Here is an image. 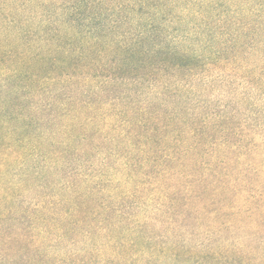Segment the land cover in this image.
<instances>
[{
  "label": "trees",
  "instance_id": "16d2710c",
  "mask_svg": "<svg viewBox=\"0 0 264 264\" xmlns=\"http://www.w3.org/2000/svg\"><path fill=\"white\" fill-rule=\"evenodd\" d=\"M258 96L264 0H0V234L27 227L41 246L51 228L82 229L102 240L99 264H247L234 246L161 244L143 209L122 207L153 191L152 213L170 209L189 236L193 202L219 205L203 206L215 219L256 215L260 200L237 186ZM17 255L2 244L0 264Z\"/></svg>",
  "mask_w": 264,
  "mask_h": 264
},
{
  "label": "rangeland",
  "instance_id": "374dc122",
  "mask_svg": "<svg viewBox=\"0 0 264 264\" xmlns=\"http://www.w3.org/2000/svg\"><path fill=\"white\" fill-rule=\"evenodd\" d=\"M262 98L263 97L258 96L260 102H264V98ZM249 119L250 118H237L239 127H241L240 124H246L245 126H247V123L251 122ZM253 120L254 123L263 122V124L259 126L255 134L251 136V138H253L252 142L257 146L254 148L252 146L247 147L246 145L245 148L240 150V152L242 151L247 154L250 162L244 165V174L247 179L246 183L238 181L237 187L241 190L244 184H247V186L252 189L250 192L255 193L257 199L260 200L256 203L258 208H260L261 205H264V118H253ZM81 132L83 133L82 130ZM225 149L226 148L223 147L217 150L216 154L220 153L223 160H228L230 154H228ZM225 152L228 155H223ZM206 162L209 164V159H206ZM111 163L115 164L116 161L112 158ZM218 164L224 165L221 161H219ZM86 167V169L89 170V165L86 164ZM73 173L77 172L73 170ZM68 175L69 171H67L66 175H62V177L59 175L54 176L51 184L56 186L57 182L58 184L66 182L69 179ZM234 176H237L236 178L238 180L240 173H234ZM152 185L153 184H151V186ZM154 194L153 191L149 190L141 192L139 194L140 197L129 198L126 206L122 207V209L128 212V216L130 213L135 214L143 209L142 214L146 215L148 222L145 223L146 226L142 225L141 227L145 230L144 234L153 236V239L157 242L164 244L165 240L172 239L177 245L182 244L190 247L200 245L201 242H205V244H219L220 248H224L225 245L234 246L248 252L247 264H256L260 252H264V210L261 211L257 208L256 215L258 216L259 214V218L252 214L250 212L251 210H244L234 216L221 214L218 219H215L213 218L214 214L205 213V208L203 206L206 205L193 202L191 213L188 214L187 220L192 224V226H189L188 231L194 232L193 234L195 235L189 236L187 232L182 234V229H180L181 226H179L178 221L176 225L169 224V221L173 222V220L166 218L165 215L172 213L170 209H168L169 212L167 211V214L165 212L167 209L165 208L162 211L152 213L163 203ZM26 195L30 197L35 196L32 190L27 191ZM147 205L149 206L147 207ZM206 207H208V209L218 208L219 205L213 204ZM175 213H178L177 209ZM199 213H201L202 216L198 221L194 216ZM131 218H133V216ZM228 218L230 224V226H227L228 230L219 232L220 222ZM61 233L62 232L57 229L51 228V230H49V235L44 238L45 242L43 245L37 246L35 243L33 244L34 241L36 242V238L38 237L37 234L31 232L27 227H25L22 232L6 231L0 234V248H2L3 244L9 247V253L19 254V257L17 255V258L12 259L11 262L13 264H99L98 261H96V259L99 258L97 249L93 247L94 245L98 246L99 243L102 242L99 237L94 238V240L88 235L89 238L82 237V235L85 234L82 229L78 232H72L66 229L64 238L59 237ZM174 233L178 235L172 238ZM179 234L181 235L179 236ZM196 235L199 238H197ZM79 236L83 238L82 241H80L81 239ZM182 236L186 237L182 239ZM215 236L218 240H215ZM213 240L215 241L211 242Z\"/></svg>",
  "mask_w": 264,
  "mask_h": 264
}]
</instances>
